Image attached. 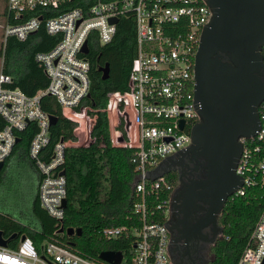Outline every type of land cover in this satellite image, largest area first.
Here are the masks:
<instances>
[{
	"label": "built area",
	"instance_id": "2783aa9c",
	"mask_svg": "<svg viewBox=\"0 0 264 264\" xmlns=\"http://www.w3.org/2000/svg\"><path fill=\"white\" fill-rule=\"evenodd\" d=\"M74 1L6 0L3 42L9 36L24 40L42 23L48 34L59 38L49 50L35 55L48 84L33 96L7 87L12 77L0 66V161L10 156L17 132L35 122L38 130L27 155L39 173L37 197L41 207L61 222L62 202L67 195L66 178L60 173L64 149L92 142L87 137L80 145L75 133L84 121L90 136V122L94 119L89 114L93 109L83 103L89 94L90 62L81 49L85 42L88 45V39L100 45L111 42L119 20L128 16L133 20L135 53L127 89L108 95L105 112L110 121L111 143L134 150L133 215L130 225L105 227L102 233L110 240L130 241L131 248L121 252L119 264H173L165 224L172 183L166 174L152 177L150 171L190 143L189 128L199 116L194 96L195 55L212 11L205 0H82L86 7H71ZM43 9L57 12L45 18L43 13L47 12ZM11 18L21 21H8ZM45 94L55 98L64 117L78 124L74 129L76 140L57 142L49 159L41 157L49 142L50 127L49 115L40 107V98ZM259 116L260 134L242 139L241 164L235 172L243 174V185L230 197L244 196L250 189L264 192V109ZM263 263L264 206L249 244L235 264ZM0 264L112 263L77 252L56 238L46 240L38 250L29 237H19L15 246L0 245Z\"/></svg>",
	"mask_w": 264,
	"mask_h": 264
},
{
	"label": "trees",
	"instance_id": "16d2710c",
	"mask_svg": "<svg viewBox=\"0 0 264 264\" xmlns=\"http://www.w3.org/2000/svg\"><path fill=\"white\" fill-rule=\"evenodd\" d=\"M6 3V0H5ZM71 7H86L82 0L70 3ZM48 9H43L47 12ZM43 13L46 18L57 12ZM4 9V22H6ZM18 23L20 19H9ZM133 20L122 17L117 24L113 40L105 45L88 39L90 62L89 98L83 103L93 109L89 114L94 117L90 130L92 142L85 146L66 147L62 170L66 178L67 205L61 222L50 216L40 205L38 197L34 203V213L42 225L41 232H34L13 221L10 216L0 214V230L5 237L16 232L18 236L29 237L38 250L42 242L58 239L69 248L98 258L104 251L126 253L131 248L127 239H107L103 228L130 225L133 215L134 194L132 183L135 177L134 165L131 162L133 149L114 146L110 139L109 120L105 108L108 95L114 91L127 89V80L135 53ZM59 36H52L42 23L39 29L24 40L9 36L0 45L2 70L12 77L10 88H19L25 94L33 96L45 90L48 78L35 55L47 51L55 45ZM109 63V77L101 79L99 68ZM40 107L48 115L57 117V122L49 127V142L41 151L43 159H49L54 145L63 141L76 140L74 129L77 122L66 118L54 97L45 94L40 98ZM264 109V103L262 108ZM0 122V127H1ZM119 128L124 137L125 132L120 119ZM37 125L31 121L24 130L17 132L18 142L10 156L4 160V166L10 157L22 148L28 154L29 143L37 132ZM32 162V161H31ZM3 168L0 170L2 182ZM169 179V178H168ZM171 182V180L169 179ZM264 192L261 189H250L244 196L230 197L224 203L220 222L223 228L221 239L213 246V260L210 264H235L243 250L248 246L252 230L263 210ZM163 220V218H162ZM80 228L81 235L68 236L58 230ZM18 238L10 240L9 246H15Z\"/></svg>",
	"mask_w": 264,
	"mask_h": 264
},
{
	"label": "water",
	"instance_id": "95a60500",
	"mask_svg": "<svg viewBox=\"0 0 264 264\" xmlns=\"http://www.w3.org/2000/svg\"><path fill=\"white\" fill-rule=\"evenodd\" d=\"M205 1L212 17L201 32L195 55L194 96L200 122L191 130L193 144L150 171V176L161 178L179 166L183 173L173 193L174 216L169 224L176 264H209L210 242L222 231L219 210L243 185V174L235 172L243 148L239 138L260 134L257 111L264 100V55L260 52L264 0ZM81 52L88 54L87 42ZM99 71L106 80L109 63ZM56 122L57 117L49 115V125ZM3 166L0 161V170ZM66 205L64 199L62 207ZM58 232L79 236L82 231L61 224ZM19 237L23 240L26 236L14 232L5 237L0 230V245ZM121 257L119 251L99 254L101 260L112 264H119Z\"/></svg>",
	"mask_w": 264,
	"mask_h": 264
},
{
	"label": "crops",
	"instance_id": "0c3cea01",
	"mask_svg": "<svg viewBox=\"0 0 264 264\" xmlns=\"http://www.w3.org/2000/svg\"><path fill=\"white\" fill-rule=\"evenodd\" d=\"M18 169L19 171H22L21 174L18 172ZM16 172L19 173V175L16 174V176H18L19 179H21V182L24 184L23 190H26V185H28V183L31 184L29 196L23 202H19L17 200V203H15L9 200L10 203L14 205H8L7 203H9V201H6L5 206H7L6 208H3L2 211H0V214L10 216L13 221L23 227H27L31 231L41 232L42 225L34 213V203L37 198L39 173L34 164L28 158L25 150L22 148H19L4 166L2 182L0 183V186H2V184L8 178L9 180H12V176H14ZM0 204H2L1 201ZM44 242L45 241L42 242V245Z\"/></svg>",
	"mask_w": 264,
	"mask_h": 264
},
{
	"label": "rangeland",
	"instance_id": "374dc122",
	"mask_svg": "<svg viewBox=\"0 0 264 264\" xmlns=\"http://www.w3.org/2000/svg\"><path fill=\"white\" fill-rule=\"evenodd\" d=\"M4 9H5V0H0V45L2 42V38H3L2 37L3 25L5 23L4 22ZM1 65H2V60H0V66ZM75 133L76 135L78 134L77 139L80 145H82V143L86 141L87 137L90 138L84 121L82 123V127L79 129L77 128ZM89 140L87 141V143H89ZM18 172L20 174L22 173V171H19V169H18ZM19 173L16 172L14 176H12V180H9L8 178L7 180H5L2 186H0V201L2 203L0 204V211H2L3 208H6L7 206V205L5 206L6 201L10 200L12 202L17 203V200H18L19 202H23L29 196V192H30L29 189L31 188V184L28 183V185H26V190H23L24 184L21 182V179H19V177L16 176V174L19 175ZM10 201L7 204L14 205V204H11Z\"/></svg>",
	"mask_w": 264,
	"mask_h": 264
},
{
	"label": "flooded vegetation",
	"instance_id": "af4514ba",
	"mask_svg": "<svg viewBox=\"0 0 264 264\" xmlns=\"http://www.w3.org/2000/svg\"><path fill=\"white\" fill-rule=\"evenodd\" d=\"M260 52H261L262 55H264V45L261 47ZM263 103H264V100L258 106V111L257 112H258L259 115H260V111H261V108H262ZM198 122H200V116H198V119L196 121H194L192 123V125L190 126V128H189V133H190V143H189V145H187L186 147H184V148L176 151L175 153L180 152V151H183V150H186V149L192 147L193 142H192V137H191V130H192V127L196 123H198ZM243 138H245V137L242 136V137L239 138V141L241 143H242V139ZM175 153L167 156L164 160L161 161V163H163L165 160H167L168 158H170ZM166 175L171 180L172 186H171L170 202H169L168 208H167V215H166L165 224H166V229H167L168 250H169L170 258H171L173 264H176V262H175V253H174V244H173V236H172V227L169 224H170V222H171V220H172V218L174 216L173 193H174V190L176 189V187H177V185H178V183H179V181H180L183 173H182L181 169L179 168V166H177L176 168H174L173 170H171L170 172H168ZM37 187H38V185H37ZM223 207H224V205L219 210V215L220 216H221V212H222ZM221 229H222V231L210 242V259H209V264L213 260V252H212L213 246L216 244V242L219 239H221L222 232H223L222 225H221Z\"/></svg>",
	"mask_w": 264,
	"mask_h": 264
}]
</instances>
